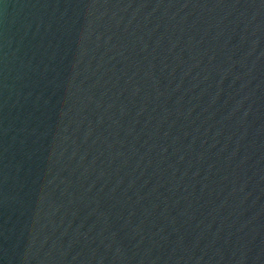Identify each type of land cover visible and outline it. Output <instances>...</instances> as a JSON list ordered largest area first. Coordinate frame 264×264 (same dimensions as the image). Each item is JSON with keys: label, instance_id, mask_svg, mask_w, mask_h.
Wrapping results in <instances>:
<instances>
[{"label": "water", "instance_id": "1", "mask_svg": "<svg viewBox=\"0 0 264 264\" xmlns=\"http://www.w3.org/2000/svg\"><path fill=\"white\" fill-rule=\"evenodd\" d=\"M0 264H264V0H0Z\"/></svg>", "mask_w": 264, "mask_h": 264}]
</instances>
